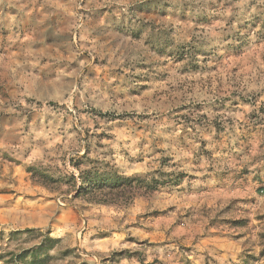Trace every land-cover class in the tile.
I'll list each match as a JSON object with an SVG mask.
<instances>
[{
  "label": "rangeland",
  "instance_id": "374dc122",
  "mask_svg": "<svg viewBox=\"0 0 264 264\" xmlns=\"http://www.w3.org/2000/svg\"><path fill=\"white\" fill-rule=\"evenodd\" d=\"M0 248L264 264V0H0Z\"/></svg>",
  "mask_w": 264,
  "mask_h": 264
},
{
  "label": "trees",
  "instance_id": "16d2710c",
  "mask_svg": "<svg viewBox=\"0 0 264 264\" xmlns=\"http://www.w3.org/2000/svg\"><path fill=\"white\" fill-rule=\"evenodd\" d=\"M179 177V178H178ZM180 176L177 175V180L173 183L175 186L179 184ZM82 188L78 189V193L84 191L88 192L91 195L99 196V200L96 199L98 203H110L115 202L122 197H125L131 194H136L138 190H145L148 192L155 191L158 187L156 186L157 181L151 179L149 181L140 180L138 178H126L121 177L116 174L108 177V175H99L96 172H87L81 178ZM164 186V185H162ZM25 233H30L32 231L25 230ZM22 232H14L9 235V237H16ZM42 248L40 245L34 250H30L32 253L38 249ZM6 250L0 248V264H25L28 251H22L20 253L10 252L7 255H3ZM35 254V253H34ZM34 254L32 255L33 258ZM37 262V261H36ZM29 264H35L34 261H31Z\"/></svg>",
  "mask_w": 264,
  "mask_h": 264
},
{
  "label": "clouds",
  "instance_id": "9594fccd",
  "mask_svg": "<svg viewBox=\"0 0 264 264\" xmlns=\"http://www.w3.org/2000/svg\"><path fill=\"white\" fill-rule=\"evenodd\" d=\"M112 23H116V22H112Z\"/></svg>",
  "mask_w": 264,
  "mask_h": 264
}]
</instances>
